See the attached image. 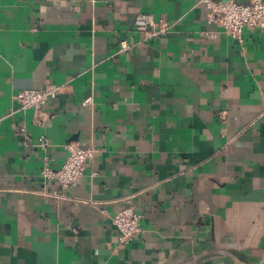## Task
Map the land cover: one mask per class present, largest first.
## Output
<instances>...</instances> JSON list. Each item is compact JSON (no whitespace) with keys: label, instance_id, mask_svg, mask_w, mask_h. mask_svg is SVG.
<instances>
[{"label":"crops","instance_id":"obj_1","mask_svg":"<svg viewBox=\"0 0 264 264\" xmlns=\"http://www.w3.org/2000/svg\"><path fill=\"white\" fill-rule=\"evenodd\" d=\"M143 13L171 30L145 42ZM207 16L199 0H0V264H264V31L240 43ZM48 88L40 125L16 95ZM72 142L95 153L62 189L41 169ZM127 207L141 232L121 245Z\"/></svg>","mask_w":264,"mask_h":264},{"label":"built area","instance_id":"obj_2","mask_svg":"<svg viewBox=\"0 0 264 264\" xmlns=\"http://www.w3.org/2000/svg\"><path fill=\"white\" fill-rule=\"evenodd\" d=\"M207 10V21L221 27L225 33L240 43L244 42L243 32L245 29L264 31V0H199ZM137 31L144 35L145 42H152L163 37L171 30V25L164 19L156 21L150 14L143 13L135 20ZM127 42L121 43V51L131 48ZM62 92L60 88L28 89L20 91L16 100L21 110L34 109L36 112V123L44 124L48 113L44 111L50 101L56 100ZM226 119V112L220 116ZM21 135L25 134V127L19 129ZM38 147L46 154L50 143L41 138ZM68 157L59 169L50 167L48 158H44L41 175L44 180L56 183L60 188L67 189L76 184L83 177L88 162L93 158L94 148H83L80 144L72 142L66 146ZM142 215L134 208L121 209L112 218V224L118 230V241L126 245L140 234V221Z\"/></svg>","mask_w":264,"mask_h":264}]
</instances>
